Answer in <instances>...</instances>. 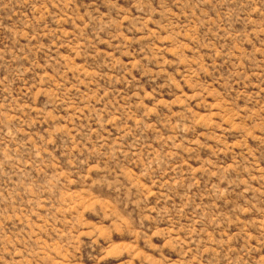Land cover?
I'll return each mask as SVG.
<instances>
[{"label": "rangeland", "instance_id": "obj_1", "mask_svg": "<svg viewBox=\"0 0 264 264\" xmlns=\"http://www.w3.org/2000/svg\"><path fill=\"white\" fill-rule=\"evenodd\" d=\"M0 264H264V0H0Z\"/></svg>", "mask_w": 264, "mask_h": 264}]
</instances>
